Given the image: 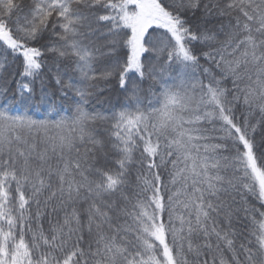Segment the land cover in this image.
Listing matches in <instances>:
<instances>
[{
	"label": "snow or ice",
	"instance_id": "obj_1",
	"mask_svg": "<svg viewBox=\"0 0 264 264\" xmlns=\"http://www.w3.org/2000/svg\"><path fill=\"white\" fill-rule=\"evenodd\" d=\"M0 264H264V0H0Z\"/></svg>",
	"mask_w": 264,
	"mask_h": 264
},
{
	"label": "trees",
	"instance_id": "obj_2",
	"mask_svg": "<svg viewBox=\"0 0 264 264\" xmlns=\"http://www.w3.org/2000/svg\"><path fill=\"white\" fill-rule=\"evenodd\" d=\"M108 96H109V93L108 92L103 93L102 96H101V101L104 100V99H106ZM112 99H113V102H114L115 97L113 96ZM92 103L100 111H103L108 106L106 103H101L100 101H98L96 99H94L92 101Z\"/></svg>",
	"mask_w": 264,
	"mask_h": 264
}]
</instances>
